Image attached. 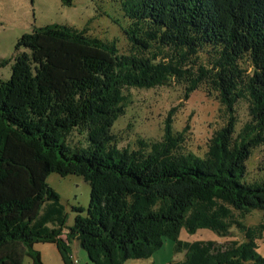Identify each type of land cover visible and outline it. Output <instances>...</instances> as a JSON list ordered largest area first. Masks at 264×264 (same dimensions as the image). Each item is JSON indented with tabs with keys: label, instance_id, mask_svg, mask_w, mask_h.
<instances>
[{
	"label": "trees",
	"instance_id": "16d2710c",
	"mask_svg": "<svg viewBox=\"0 0 264 264\" xmlns=\"http://www.w3.org/2000/svg\"><path fill=\"white\" fill-rule=\"evenodd\" d=\"M69 4L72 0H63ZM129 46L69 25L49 24L16 44L11 77L0 81V264H43L37 243L57 246L64 264L79 242L95 264L147 258L176 242L168 264H264V177L248 162L264 145V0H120ZM7 62L1 63L5 65ZM179 85L184 100L204 89L229 113L204 155L183 149L172 120L161 140L119 148L112 132L129 89ZM251 119L238 132L236 106ZM77 132L85 143H72ZM91 186L86 214L66 224L50 173ZM182 229L243 239L183 242Z\"/></svg>",
	"mask_w": 264,
	"mask_h": 264
},
{
	"label": "rangeland",
	"instance_id": "374dc122",
	"mask_svg": "<svg viewBox=\"0 0 264 264\" xmlns=\"http://www.w3.org/2000/svg\"><path fill=\"white\" fill-rule=\"evenodd\" d=\"M49 24L69 25L80 30L87 28L89 34L104 41L116 40L122 51L129 46L123 30L127 19L120 0H72L71 4L63 0H0V81L8 80L12 75L18 40L24 34ZM3 62L7 63L1 65ZM183 92V88L176 84L149 90H127L126 113L112 130L118 147L134 150L141 140H161L168 119H171L183 149L204 155L211 137L227 124L229 113L219 100L209 96L204 89L196 90L187 100H184ZM235 116L239 132L251 119L247 101L238 102ZM70 140L72 143H85L84 135L77 132ZM248 173L250 180L264 177V145L254 149L248 162ZM47 182L60 197L66 224L73 226L78 214L74 208H83L84 212L80 214L84 215L89 208L90 184L81 176H62L56 172L50 173ZM244 221L251 226L264 225L263 212L254 210L246 215ZM179 239L183 242L217 240L224 243L231 239L242 240L243 235L235 229L227 238L219 237L210 229H200L194 234L182 229ZM258 244L259 252L264 256V233ZM71 246L72 257L77 264H95L79 242L74 241ZM34 249L41 253L43 264H64L53 243H37ZM184 254L177 251L174 240L165 238L163 246L152 256L129 259L124 264H168L183 259ZM24 262L32 264V259L26 256Z\"/></svg>",
	"mask_w": 264,
	"mask_h": 264
}]
</instances>
